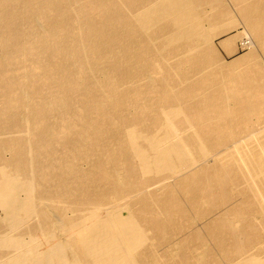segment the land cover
Masks as SVG:
<instances>
[{
    "label": "bare ground",
    "instance_id": "6f19581e",
    "mask_svg": "<svg viewBox=\"0 0 264 264\" xmlns=\"http://www.w3.org/2000/svg\"><path fill=\"white\" fill-rule=\"evenodd\" d=\"M0 264H264V0H0Z\"/></svg>",
    "mask_w": 264,
    "mask_h": 264
},
{
    "label": "rangeland",
    "instance_id": "374dc122",
    "mask_svg": "<svg viewBox=\"0 0 264 264\" xmlns=\"http://www.w3.org/2000/svg\"><path fill=\"white\" fill-rule=\"evenodd\" d=\"M230 32L234 33L235 30H231ZM222 36H223V35H221V37H222ZM221 37H218V39L221 38ZM218 39H217V40H218ZM218 48H219V50H220L221 55H222L224 58H226V59H230V58L233 56V54H232V55H228L227 53H225V51L222 50L220 46H218ZM244 51H245V50L242 51V49L239 48L238 51H237V53H238V52H239V53H243ZM234 55H235V54H234Z\"/></svg>",
    "mask_w": 264,
    "mask_h": 264
}]
</instances>
